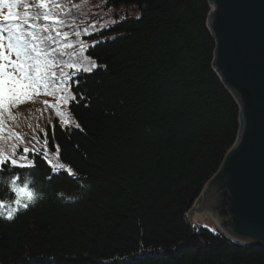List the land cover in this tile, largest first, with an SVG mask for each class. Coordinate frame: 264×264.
Masks as SVG:
<instances>
[{
    "label": "trees",
    "instance_id": "obj_1",
    "mask_svg": "<svg viewBox=\"0 0 264 264\" xmlns=\"http://www.w3.org/2000/svg\"><path fill=\"white\" fill-rule=\"evenodd\" d=\"M37 2L17 0L13 11L22 20ZM48 2L62 21L49 29L67 34L42 33L63 52L57 73L75 72L64 65L84 58L97 67L68 80L80 128L61 127L48 95L12 109L14 121L5 117L24 143L5 139L4 151L38 150L29 153L34 175L9 171L34 182L41 198L11 221L0 218V264H264V246L185 222L239 131V107L213 68L209 0ZM7 11L0 7V18ZM45 135L50 158L58 145L74 176L40 158Z\"/></svg>",
    "mask_w": 264,
    "mask_h": 264
},
{
    "label": "water",
    "instance_id": "obj_2",
    "mask_svg": "<svg viewBox=\"0 0 264 264\" xmlns=\"http://www.w3.org/2000/svg\"><path fill=\"white\" fill-rule=\"evenodd\" d=\"M209 2L213 68L239 107V131L192 219L205 213L234 243L264 246V0Z\"/></svg>",
    "mask_w": 264,
    "mask_h": 264
},
{
    "label": "snow or ice",
    "instance_id": "obj_3",
    "mask_svg": "<svg viewBox=\"0 0 264 264\" xmlns=\"http://www.w3.org/2000/svg\"><path fill=\"white\" fill-rule=\"evenodd\" d=\"M17 6V0H0V7L8 9L7 15L0 18L2 20L0 22V176L8 174V178L0 183V191L6 190L5 197L0 199V218L9 221L21 211L34 205L41 195L34 188V182H29L21 173L9 171L10 169H29L34 175L37 163L34 158L29 157V153L31 152L35 157L38 150L24 147L21 154L18 145L12 144L10 153L4 151L2 142L5 139L14 138L24 143L19 133L7 127L5 117L7 120L14 121L16 117L12 109L32 102L33 96L48 95L52 96L56 103L45 102V105L55 110L61 127L80 128L69 108L77 97L73 94L74 90L68 84V80L76 73L91 72L97 67L94 60L84 58L82 63L64 65L75 68V72H65L61 68L57 73L56 68L62 63L58 61L57 54L63 55V52L50 47L49 42L58 43L56 37L63 36L66 39L67 34L54 28L49 29L48 22L62 23L52 12V8L58 5L53 3L49 6L48 0H38L33 6L36 11H26L22 20L13 11ZM25 7L28 8V5ZM39 19H43L45 23L43 25L35 23V20ZM49 31H55L56 37L42 34ZM81 44L83 47V42ZM63 47H71V45ZM5 132L9 133L7 137L4 135ZM40 158L48 163L53 172L64 170L69 175H75L70 167L59 160L58 145L55 155L50 158L47 135L44 138L43 155Z\"/></svg>",
    "mask_w": 264,
    "mask_h": 264
},
{
    "label": "rangeland",
    "instance_id": "obj_4",
    "mask_svg": "<svg viewBox=\"0 0 264 264\" xmlns=\"http://www.w3.org/2000/svg\"><path fill=\"white\" fill-rule=\"evenodd\" d=\"M192 208L189 210L185 217V222L189 225L193 223V213H191ZM195 223H193L191 226H198L200 228H203L205 230H208L210 232H216L217 227L215 224L208 218V216L205 213L198 212L195 214Z\"/></svg>",
    "mask_w": 264,
    "mask_h": 264
}]
</instances>
